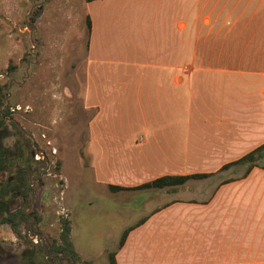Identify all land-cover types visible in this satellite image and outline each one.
Masks as SVG:
<instances>
[{
    "label": "rangeland",
    "instance_id": "obj_1",
    "mask_svg": "<svg viewBox=\"0 0 264 264\" xmlns=\"http://www.w3.org/2000/svg\"><path fill=\"white\" fill-rule=\"evenodd\" d=\"M206 1L102 0L88 4L87 0H0V83L9 85V106L25 132L18 133L10 124L0 129V171L7 173L0 188V218L22 206L18 171L33 156L38 161L33 162L34 193L24 207L42 219L43 247L59 241L60 219L71 216L72 238L79 254L93 264H110L109 253L118 249L126 228L167 204L182 201L158 213L155 230L131 239V253L121 264L264 262V171L256 170L246 179V186L233 185L222 192V181L242 176L245 169L191 181L178 191H155L143 209L140 204L146 193L142 199L138 192L111 196L98 183L105 180L101 167L110 166L111 161L118 162L119 171H128L135 157L155 162V179L217 173L264 143H247L255 122L252 111L239 110L235 119L241 125L229 127V133L212 119L223 91L243 99L264 86V67L256 64V59L264 62V46L254 43L231 45L227 50L232 56L231 74L197 72L191 84L188 81L181 90H171L167 96L170 111L166 105L165 117L153 111L155 118L150 122L158 125H140L139 95L132 88L139 85L138 72L152 71L148 64L174 65L180 56L182 61L188 59L189 73L215 66L210 5L199 14ZM88 18L97 21L94 30L89 28ZM179 21L186 22L180 25L182 30L187 28L186 33L180 31ZM196 53L203 62L191 61ZM126 71L132 76H121ZM150 81L145 79L144 84ZM121 85L127 88L124 110L116 101V89ZM88 86L92 91L89 103L100 110H85ZM143 96L145 101L147 95ZM147 111L151 117V110ZM93 119L96 123L90 127ZM146 131L151 135L146 136ZM140 136L149 143L136 149ZM228 140L234 143L228 144ZM110 145L122 146L124 158H102L101 149ZM38 152L46 155L47 163H39L44 156ZM58 161H62L61 175H57ZM109 175L116 178L112 171ZM242 197L243 202L238 200ZM233 198L237 199L231 210L227 206L221 211L220 206L212 211L219 201ZM192 201L206 204L190 209L187 203ZM122 208H131V212ZM197 208L204 212V221L188 218ZM31 221L37 223L38 219L32 216ZM11 233L9 226H0V264H65L58 259L46 261L37 249L29 251L23 242L11 240ZM30 238L36 241L34 236Z\"/></svg>",
    "mask_w": 264,
    "mask_h": 264
},
{
    "label": "crops",
    "instance_id": "obj_2",
    "mask_svg": "<svg viewBox=\"0 0 264 264\" xmlns=\"http://www.w3.org/2000/svg\"><path fill=\"white\" fill-rule=\"evenodd\" d=\"M102 1V0H99ZM104 1V0H103ZM98 2V1H95ZM199 2V0H198ZM94 3V2H93ZM92 4V3H88ZM210 5L211 8V15H212V26H211V39H212V47H213V53H212V62H213V68L212 69H205V68H199L195 71L189 73L186 69H188V59L186 58L184 61L180 59L176 64H166L165 62H160L159 64H153V65H147L148 68H152V71L146 72V71H140L138 72V83L139 85H135L132 88L133 93H137L139 95V101L138 106L140 107V117L142 119V123L140 125L151 127L152 125H158V123H152L150 120H153L155 118V114L153 111H159L160 115H163L165 117V107L168 106V109L170 111V100L168 99V95L170 94L171 90L177 91L178 89L181 90L184 88V86L189 81L190 84L193 82V80L196 79V73H205L206 71L211 73H218V74H231L233 72L232 67L230 66V63L232 62V56L230 53L227 52L229 47L231 45H240L241 42H245L244 44H247L250 46L253 45H259L264 46V0H207L206 3L201 8V11L199 14H202L206 12ZM249 14L250 16H246ZM253 15V16H252ZM91 29L94 30L97 25V21H94L91 19ZM255 20V21H254ZM256 20H259V22H256ZM182 23H185L184 21H179L178 26L181 32L186 33L187 28L182 30L180 28V25ZM247 31L249 32V35H246ZM246 37V38H245ZM248 38V39H247ZM236 41L235 43H233ZM89 49L91 51V47H93V39L89 40ZM89 54V53H88ZM181 55V54H180ZM92 59H90V55L88 56V65L89 62H91ZM203 62V57H200L197 53L193 56L191 61ZM101 61V60H98ZM217 62V65L215 64ZM264 62H262V59H256V64H259L264 67ZM90 69V68H89ZM90 71H88L87 67V78L90 79ZM124 75L126 77L132 76L127 71L122 72L121 76ZM261 76L264 77V73H261ZM145 79H151V81L148 83V85H145ZM101 82L104 81L101 80ZM230 83V82H229ZM228 83V87L230 86ZM120 84H123L122 82ZM123 85H121L120 89H116V94L118 95L116 98V101L118 103V106L121 110H124L122 103L124 100H128V97L124 96L125 91L127 88H123ZM218 87V86H217ZM90 86L87 87V92L84 94L85 101L84 106L85 110H94L98 109L100 110V106L95 105L91 106L89 103L90 95L92 94L91 89H89ZM96 88V87H95ZM135 88V91H134ZM104 89V87H103ZM95 92H101V91H95ZM144 94L147 95L146 100L144 101ZM163 94V99L161 95ZM121 95V98L119 97ZM155 95V97H154ZM219 96H221V92L219 91ZM217 103V112L212 113V119L214 121V125L217 127L222 126L227 128V132L229 133V127L241 125V123L237 122L235 119V115L239 112V110H247L252 111L254 115V123H252L253 130L250 133V136L252 137L247 143H254L255 141H260L261 143L264 142V86L261 88V91L256 92L255 94L251 95H245L243 96V99H238L234 92H230L229 90L223 91L222 97L219 98ZM89 105V106H88ZM151 110V117L148 115V111ZM256 111V112H255ZM206 116V115H204ZM203 118V117H202ZM95 120L93 119L90 122V127L95 125ZM121 126H124V123H121ZM152 135L155 134V130H152ZM146 136L151 135L148 131L145 133ZM149 140L146 138H143V136L136 138V144L134 147H137L136 149H140L143 147H146L148 145ZM92 141L90 140V153L93 157V148H92ZM234 143V141L228 140V144ZM246 143V144H247ZM245 145V144H244ZM262 145V144H261ZM260 146V145H259ZM258 147V146H257ZM255 147V148H257ZM254 148V149H255ZM249 150L251 152L252 150ZM248 152V153H249ZM247 153V154H248ZM246 155V154H245ZM244 156V155H243ZM242 156V157H243ZM101 157L102 158H112V159H123V148L122 146L118 149L113 148L112 145L108 146L107 148L103 147L101 149ZM241 158V157H240ZM239 158V159H240ZM238 160V159H237ZM110 166L101 167V170L108 176H105L104 179L101 182L98 181L99 184L105 185L108 188V193L111 196H119L122 193L127 192H138L140 193V198L142 196V193H146L145 199H142L141 201V208H145V204L147 203V200L150 196L153 195V193L156 190H132V191H121V192H113L110 189V186H119V187H125V188H135L140 185H143L145 183H148L150 181L155 180V162L150 163L149 161L142 162L140 158H133V160L130 163V168L128 171H125V168H121V171H119L118 162L111 161ZM124 165L123 160H121V167ZM110 167V168H108ZM96 170V168H94ZM113 172V176L116 175V178H110L109 173ZM124 171V172H123ZM256 171V170H255ZM255 171L252 173V175L255 173ZM64 173V172H63ZM197 174V173H195ZM191 175V174H188ZM252 175L247 179L249 180ZM122 176L126 177L121 178ZM119 178V180H117ZM205 180V179H204ZM236 182L233 184H228L225 186H221V191L229 190L230 186L233 185H239V186H246L244 184L245 181ZM124 181V182H123ZM196 181H202V180H196ZM243 182V183H242ZM190 183V182H189ZM152 193H148L151 192ZM110 199H112L110 197ZM237 198H233L232 200L228 199L227 203L223 202L224 200L219 201L217 205H215V209H218L220 206L225 209L228 206V210H231L234 208V204L236 203ZM245 197H242L241 202H243ZM192 202H196L197 204H193ZM188 202L187 206L190 209L198 206H203L200 204L204 203H198L197 201ZM218 202V201H217ZM216 203V202H215ZM181 204V203H178ZM174 204V205H178ZM183 204V203H182ZM186 204V203H185ZM172 207V206H171ZM170 207V208H171ZM142 208V209H143ZM124 209V208H122ZM169 209V208H167ZM126 213L131 212V208L124 209ZM123 210V212H124ZM196 214L194 216H189L188 218H191L193 221L196 222L200 219L203 220L204 212H201L198 208L194 211ZM158 214H155V211L149 215H145L141 218H147L149 217V220L143 224L142 226H139L135 230H133L128 240L123 247L122 250H120L117 259L118 263L121 264V261L123 258H126V255H129L131 253L130 248V242L131 239L134 238V236H139L143 233V235H146V233L150 232L151 229L155 230L154 228V220ZM184 216V215H183ZM71 218V216H69ZM217 219V218H214ZM133 225L129 226L133 227L135 226L139 221ZM201 221V222H202ZM126 228L124 232L128 229ZM161 229V226H158V230ZM166 230V229H165ZM11 235V240L18 241V239L15 237L13 233ZM73 235V234H72ZM164 237V236H163ZM117 251V250H116ZM113 252V251H112ZM160 250L155 251L154 253L157 255L159 254ZM144 254L148 256L149 252L144 251ZM252 255V251H249V256ZM260 254H257V257H259ZM155 257V259H156ZM264 262H255L254 264H263ZM239 264H251L249 262L239 263Z\"/></svg>",
    "mask_w": 264,
    "mask_h": 264
},
{
    "label": "trees",
    "instance_id": "obj_3",
    "mask_svg": "<svg viewBox=\"0 0 264 264\" xmlns=\"http://www.w3.org/2000/svg\"><path fill=\"white\" fill-rule=\"evenodd\" d=\"M88 3H93L99 0H87ZM88 25L91 28V20L88 18ZM10 72H14V68H9ZM8 84L0 83V129L4 128L6 125L10 124L13 126L18 133L24 134L25 132L20 129L19 123L16 121L9 122V119H14V114L12 113V106L10 105L7 109L4 110L5 105L7 103L8 97ZM19 124V125H18ZM30 141V140H29ZM47 159V157H46ZM46 159L39 161L40 164H45ZM33 162L36 161L35 157L30 156L27 160V163L24 164L18 171V180L19 187L18 192L20 195L22 206L17 208L16 210L8 212L6 215L0 218V226L7 225L11 228L13 234L18 239L19 242H23L27 247L32 251L37 249L38 253H41L43 258L46 261L59 260L60 263L65 264H93L92 262L85 260L78 252L76 245L73 241V224L70 217H61V233L59 237V241L55 240L49 245L47 243L44 247L42 243L36 244L35 241H32L30 236H39L41 240L46 238L43 232L40 229V223L42 221L41 217L37 214H28L24 204L31 201L34 187L31 184V180L34 176L35 167ZM62 161L57 162V175H61ZM240 169H245V172L240 177L228 178L224 179L220 186H225L228 184H233L236 182H240L248 179L255 170L264 171V143L248 154L244 155L238 160L232 161L222 166V168L217 173H197L191 175H166L160 178H157L153 181L145 183L135 188H125L119 186H110V189L113 192H121V191H132V190H156V191H178L186 188L187 184L191 181L196 180H204L210 177H213L217 174L223 172H236ZM7 173L4 171H0V188L4 186V182L6 180ZM182 203V201H174L170 204H167L161 209L155 211V214L160 213L162 210L169 208L170 206ZM193 204H197L196 202H192ZM206 204V203H204ZM34 216L38 219L37 223H32L31 219ZM149 220V217L142 219L135 226L128 228L121 238L119 247L117 251H113L109 253V261L110 264H119L117 256L120 250L125 246L130 233L142 226ZM55 259L51 258L52 255H55ZM28 262V261H27ZM26 263V262H25ZM33 262L32 264H35ZM59 264V263H58Z\"/></svg>",
    "mask_w": 264,
    "mask_h": 264
},
{
    "label": "water",
    "instance_id": "obj_4",
    "mask_svg": "<svg viewBox=\"0 0 264 264\" xmlns=\"http://www.w3.org/2000/svg\"><path fill=\"white\" fill-rule=\"evenodd\" d=\"M9 104H10V101H9V96L7 97V103H6V105H5V108H4V110L5 109H7V107L9 106ZM13 121H15V120H13V119H9V122H13ZM19 125V124H18ZM19 127H20V129H22L23 130V128L21 127V125H19ZM30 136V135H29ZM31 137V136H30ZM39 153V152H38ZM40 155H42V156H44V158L43 159H46V155H44V154H41V153H39ZM31 182H32V180H31ZM28 213V212H27ZM29 214V213H28ZM37 238H39V236L37 235V236H35L33 239L35 240V239H37Z\"/></svg>",
    "mask_w": 264,
    "mask_h": 264
},
{
    "label": "built area",
    "instance_id": "obj_5",
    "mask_svg": "<svg viewBox=\"0 0 264 264\" xmlns=\"http://www.w3.org/2000/svg\"><path fill=\"white\" fill-rule=\"evenodd\" d=\"M35 242H36V244H40V243H42V241H41L40 238H37Z\"/></svg>",
    "mask_w": 264,
    "mask_h": 264
}]
</instances>
